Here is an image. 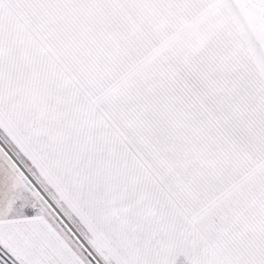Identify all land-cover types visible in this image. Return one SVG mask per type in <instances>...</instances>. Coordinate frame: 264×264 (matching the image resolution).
Here are the masks:
<instances>
[{"label":"snow or ice","instance_id":"snow-or-ice-1","mask_svg":"<svg viewBox=\"0 0 264 264\" xmlns=\"http://www.w3.org/2000/svg\"><path fill=\"white\" fill-rule=\"evenodd\" d=\"M0 264H264V0H0Z\"/></svg>","mask_w":264,"mask_h":264}]
</instances>
